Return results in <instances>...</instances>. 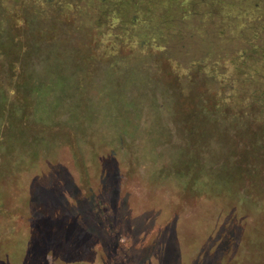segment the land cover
Returning a JSON list of instances; mask_svg holds the SVG:
<instances>
[{
    "label": "rangeland",
    "instance_id": "1",
    "mask_svg": "<svg viewBox=\"0 0 264 264\" xmlns=\"http://www.w3.org/2000/svg\"><path fill=\"white\" fill-rule=\"evenodd\" d=\"M137 1L0 0V264H264V0Z\"/></svg>",
    "mask_w": 264,
    "mask_h": 264
},
{
    "label": "trees",
    "instance_id": "2",
    "mask_svg": "<svg viewBox=\"0 0 264 264\" xmlns=\"http://www.w3.org/2000/svg\"><path fill=\"white\" fill-rule=\"evenodd\" d=\"M116 1V0H115ZM124 1V3H126V2H129V3H133V1L134 0H123ZM137 1V0H136ZM143 1H148V0H143ZM207 2H209V3H211V2H213L212 0H207ZM136 3H138V1L136 2ZM212 4V3H211ZM213 4H216L215 2L213 3ZM212 4V5H213ZM253 11H255V12H251V13H253L252 15V18L256 15V14H258L259 16L262 14L263 15V13H261V9L262 8H260L259 7V5H255V6H253ZM259 9V10H258ZM149 13V12H148ZM132 17H134V18H136V16L135 15H132ZM236 16H234L233 17V19H237V18H235ZM263 17H264V15H263ZM255 18V17H254ZM130 21H132V20H130ZM156 26V25H155ZM239 25H238V23H236L235 24V26H233L232 28H234L233 30H236V28L238 27ZM165 27V23L163 24V26H156V36H158V35H161V32H163V28ZM145 35H147V34H142V37H145ZM148 36V35H147ZM218 48V51L220 52H218V54L219 55H221L220 56V59H222V60H227L228 59V53L227 52H225L226 50H227V48L224 50L221 46H218L217 47ZM215 48H211V50H209V52H211V51H213ZM228 51V50H227ZM222 53V54H221ZM248 54V55H247ZM241 59L242 60H240V59H238L237 58V60L236 59H232V60H230L231 62L229 63L232 67H233V71H234V76L236 77L237 76V78H236V80L237 81H240L241 82V84H245V80H247L248 81V79L250 78H246L244 81L242 80V79H240V76H241V74L244 76L245 75V77H247V76H251V77H254L253 76V74L255 73V75H257V78L256 79H259L260 78V73H261V71L263 70V66H264V48L262 47H256V46H254V44L252 45V43H251V45H250V43H249V45L247 46H245L244 47V51H243V53H241ZM193 63H195V62H193ZM218 65V64H217ZM215 67H221V66H212L211 68L209 67V69H208V74H209V78L210 79H212L213 80V75L215 74V71H216V68ZM244 70V71H243ZM251 73V74H250ZM239 76V77H238ZM244 77V78H245ZM255 79V78H254ZM236 80H234V81H236ZM250 81V80H249Z\"/></svg>",
    "mask_w": 264,
    "mask_h": 264
}]
</instances>
